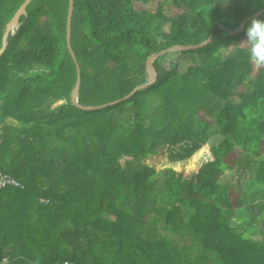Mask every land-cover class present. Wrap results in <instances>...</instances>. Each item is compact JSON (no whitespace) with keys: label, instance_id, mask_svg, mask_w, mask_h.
Listing matches in <instances>:
<instances>
[{"label":"trees","instance_id":"1","mask_svg":"<svg viewBox=\"0 0 264 264\" xmlns=\"http://www.w3.org/2000/svg\"><path fill=\"white\" fill-rule=\"evenodd\" d=\"M23 2L0 0V47ZM148 2L73 0L80 106H104L146 84L152 53L210 42L159 57L154 85L98 111L71 103L68 0H32L9 33L0 174L19 188L0 190L6 264H264V68L254 75L238 45L264 0H171L182 14L164 18L134 6ZM204 144L214 167L240 150L236 164L249 175L244 220L224 215L230 188L206 170L183 176L146 163L159 154L184 162Z\"/></svg>","mask_w":264,"mask_h":264},{"label":"rangeland","instance_id":"2","mask_svg":"<svg viewBox=\"0 0 264 264\" xmlns=\"http://www.w3.org/2000/svg\"><path fill=\"white\" fill-rule=\"evenodd\" d=\"M158 5L163 7V10L157 12L156 8ZM134 6L136 9L145 8L152 13H156L161 18H164L165 14H169L170 16L182 14L180 10H176L171 7V0H150V2H148L146 5L135 3ZM202 30L207 32V27L202 25ZM240 42H238V45ZM239 46L244 48L247 47L245 45ZM228 51L229 49L226 48L224 50V54H226ZM181 65L184 68L186 67L187 63L185 61H181ZM258 70L259 69L253 65L254 75L258 72ZM239 91H241V89ZM209 147L210 146L208 144H204L190 157V159L184 162L172 163L170 160H168L165 154H159L147 159L146 163L150 166H153L156 171L173 169L175 172H178L183 176H189L201 169L206 170L207 175L211 179L220 180L230 188L228 190L227 205L223 209L224 215L226 217H230V219L235 222L242 221L246 218V199L249 198V194L245 192L244 185L249 180V175L246 173L243 175L236 164V161L240 160V150L237 148L231 150L226 155V157L223 158L222 165L219 167H214L212 165L213 158L211 157ZM261 157L264 158V144L259 146V158ZM179 243L181 242L179 241ZM196 251H198L197 248H195L193 252Z\"/></svg>","mask_w":264,"mask_h":264},{"label":"water","instance_id":"3","mask_svg":"<svg viewBox=\"0 0 264 264\" xmlns=\"http://www.w3.org/2000/svg\"><path fill=\"white\" fill-rule=\"evenodd\" d=\"M32 0H24V2L21 4V6L17 9L9 23L6 25L4 34L2 36V42H1V47H0V56L3 54L7 47V37L9 33L14 29L17 28L18 26V20L21 15L25 14L26 7ZM72 11H73V0H68V9H67V17H66V34H64V40H66V47L67 50L70 54V57L72 58L73 62L75 63V68H76V83H75V88L71 96V103L74 107H76L78 110L85 111V112H92V111H98L102 109H106L108 107H113L115 105H118L122 102H125L132 98L137 92L145 90L152 85L155 84L157 80V75L155 73V68L153 66V63L156 59H158L161 56H164L168 53H174V52H179V51H186V50H192V49H197L200 47H203L207 45L210 42L211 36L204 42L199 43L197 45H186V46H173L171 48L165 49L163 51H159L157 53H152L146 58V73H147V83L144 85H141L137 88H135L128 96L124 97L121 100L106 104L104 106H99V107H82L78 104V95H79V84H80V68L77 64L76 57L74 52L71 49L70 45V24H71V17H72ZM264 14V10L261 12H258L257 14H253L250 16L248 19L257 17L258 15ZM244 21H241L238 24V28L235 29L234 31L230 32V34H235L238 32V30L241 29L243 26Z\"/></svg>","mask_w":264,"mask_h":264},{"label":"clouds","instance_id":"4","mask_svg":"<svg viewBox=\"0 0 264 264\" xmlns=\"http://www.w3.org/2000/svg\"><path fill=\"white\" fill-rule=\"evenodd\" d=\"M239 45L247 46L251 64L257 69L264 68V19L251 18L245 29V39Z\"/></svg>","mask_w":264,"mask_h":264},{"label":"built area","instance_id":"5","mask_svg":"<svg viewBox=\"0 0 264 264\" xmlns=\"http://www.w3.org/2000/svg\"><path fill=\"white\" fill-rule=\"evenodd\" d=\"M19 188V185L11 178L5 175L0 174V190L5 189V188ZM1 264H6L7 263V258L2 257L0 260ZM59 264H73L69 262H64V263H59Z\"/></svg>","mask_w":264,"mask_h":264}]
</instances>
